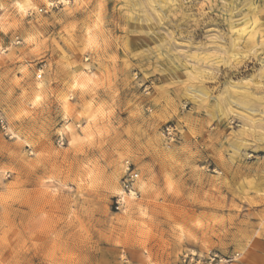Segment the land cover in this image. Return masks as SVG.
Returning <instances> with one entry per match:
<instances>
[{"label":"rangeland","instance_id":"rangeland-1","mask_svg":"<svg viewBox=\"0 0 264 264\" xmlns=\"http://www.w3.org/2000/svg\"><path fill=\"white\" fill-rule=\"evenodd\" d=\"M0 118V264H264V0H0Z\"/></svg>","mask_w":264,"mask_h":264},{"label":"built area","instance_id":"built-area-1","mask_svg":"<svg viewBox=\"0 0 264 264\" xmlns=\"http://www.w3.org/2000/svg\"><path fill=\"white\" fill-rule=\"evenodd\" d=\"M2 121V119L0 118ZM137 174L135 173V170H132L130 167H128V171L126 174V177L124 178L123 181V189L124 191L129 190L131 192V189L133 188L134 182L136 180ZM125 198L123 194H120L116 202L118 205H121L124 202ZM187 257H184V261H186L188 258L190 260H194L197 257V262H200L202 264H228L230 262H233L237 258V254L235 255H226V256H221L218 253H210L207 256H199V255H186Z\"/></svg>","mask_w":264,"mask_h":264},{"label":"bare ground","instance_id":"bare-ground-1","mask_svg":"<svg viewBox=\"0 0 264 264\" xmlns=\"http://www.w3.org/2000/svg\"><path fill=\"white\" fill-rule=\"evenodd\" d=\"M20 6H21V4H20ZM23 8V7H22ZM134 195V194H133Z\"/></svg>","mask_w":264,"mask_h":264}]
</instances>
